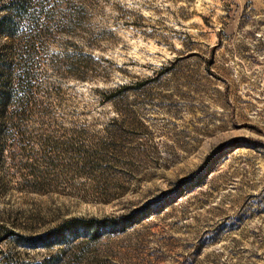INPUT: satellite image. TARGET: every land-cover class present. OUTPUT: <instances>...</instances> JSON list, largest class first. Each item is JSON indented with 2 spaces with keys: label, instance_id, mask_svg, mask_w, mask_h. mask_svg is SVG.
I'll return each instance as SVG.
<instances>
[{
  "label": "rangeland",
  "instance_id": "1",
  "mask_svg": "<svg viewBox=\"0 0 264 264\" xmlns=\"http://www.w3.org/2000/svg\"><path fill=\"white\" fill-rule=\"evenodd\" d=\"M22 2L0 264H264V0Z\"/></svg>",
  "mask_w": 264,
  "mask_h": 264
},
{
  "label": "trees",
  "instance_id": "2",
  "mask_svg": "<svg viewBox=\"0 0 264 264\" xmlns=\"http://www.w3.org/2000/svg\"><path fill=\"white\" fill-rule=\"evenodd\" d=\"M23 0H10L3 8L8 9L9 15H3L0 17V34L11 36L15 31V22L12 17L13 13L19 14L21 11H25L23 7ZM2 98V96H0ZM4 97L2 98V101Z\"/></svg>",
  "mask_w": 264,
  "mask_h": 264
}]
</instances>
